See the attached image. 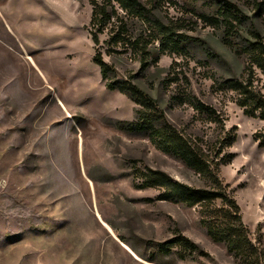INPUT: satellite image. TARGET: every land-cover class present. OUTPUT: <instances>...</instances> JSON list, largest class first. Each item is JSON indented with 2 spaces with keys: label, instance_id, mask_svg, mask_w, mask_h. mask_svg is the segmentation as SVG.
I'll return each instance as SVG.
<instances>
[{
  "label": "rangeland",
  "instance_id": "obj_1",
  "mask_svg": "<svg viewBox=\"0 0 264 264\" xmlns=\"http://www.w3.org/2000/svg\"><path fill=\"white\" fill-rule=\"evenodd\" d=\"M90 1L0 0V264H238L208 236L199 208L160 201L159 190L138 187L136 170L146 168L194 188L205 183L146 133L124 129L138 120L139 107L106 87L97 50L116 68L113 80L134 76L187 137L213 144L221 132L196 113L191 98L221 114L237 139L220 177L264 249V148L255 140L264 121L246 117L233 93L219 90L223 80L244 75L248 60L240 48L253 32L264 35V0H229L246 16L231 36L235 47L224 28L199 17L216 14L207 0L158 9L192 39L181 56L151 45L147 67L112 44L110 29L94 45ZM128 22L133 35L145 31L143 23ZM178 234L209 256L159 250Z\"/></svg>",
  "mask_w": 264,
  "mask_h": 264
},
{
  "label": "trees",
  "instance_id": "obj_2",
  "mask_svg": "<svg viewBox=\"0 0 264 264\" xmlns=\"http://www.w3.org/2000/svg\"><path fill=\"white\" fill-rule=\"evenodd\" d=\"M217 7L216 14H199V17L212 27L224 28L226 43L235 47L232 37L242 25L246 16L239 7L229 0H207ZM177 0H91L92 14L89 33L96 47L101 45V35L108 29L112 33L111 42L116 46L127 47L136 55L143 67H147L151 45L158 44L163 54L185 53V44L191 36L181 33L177 22H165L156 11L166 5H177ZM137 20L145 25V31L139 36L131 33L128 20ZM241 49L248 63L242 77L223 80L220 91L233 93L234 103L243 110L246 117L264 121V92L259 86L258 74L264 77V35L258 31L251 34ZM94 63L99 67L106 87L110 91H119L132 100L138 107V120L124 129L144 132L151 144L160 152L177 157L191 167L204 181V188H194L172 179L160 170H136V179L140 188H154L160 191L158 200L181 203L191 208H199L201 225L208 236L218 244L225 245L228 253L238 264H264V249L261 236L252 239L251 231L243 221L242 210L220 177L221 168L229 165L235 155L227 152L235 143L237 134L226 131L225 120L212 106L191 98L190 104L200 117L220 127V136L213 144L204 140L192 139L177 129L167 118L159 102L134 83V76L124 80H113L117 70L104 59L97 50ZM255 140L264 148V132H257ZM180 248L185 254L200 253L209 256L199 245L184 235L159 244L164 253Z\"/></svg>",
  "mask_w": 264,
  "mask_h": 264
}]
</instances>
